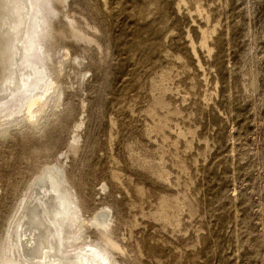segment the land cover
Instances as JSON below:
<instances>
[{"label": "rangeland", "instance_id": "374dc122", "mask_svg": "<svg viewBox=\"0 0 264 264\" xmlns=\"http://www.w3.org/2000/svg\"><path fill=\"white\" fill-rule=\"evenodd\" d=\"M67 10L92 36L63 52H89L84 89H63L70 125L84 116L64 166L81 162L71 182L86 213L112 207L117 257L264 264V0H68ZM11 148H0L11 161L0 206L28 167Z\"/></svg>", "mask_w": 264, "mask_h": 264}, {"label": "bare ground", "instance_id": "6f19581e", "mask_svg": "<svg viewBox=\"0 0 264 264\" xmlns=\"http://www.w3.org/2000/svg\"><path fill=\"white\" fill-rule=\"evenodd\" d=\"M67 9L68 0H0V148L10 146L11 156L28 161L10 204L0 206V249L7 236L2 250L9 256L4 264H126L116 255L124 249L112 207L80 214L74 185L62 187L67 151H76L84 125V116L70 125L74 101L64 102L63 89H84L89 53L85 46L74 55L63 52L70 48L67 39L78 44L92 36ZM85 105L82 99L83 113ZM67 134L68 149L53 157ZM20 137L30 144H19ZM34 152L41 154L37 163ZM80 163L67 170L70 181ZM82 226L89 229L79 237Z\"/></svg>", "mask_w": 264, "mask_h": 264}, {"label": "water", "instance_id": "95a60500", "mask_svg": "<svg viewBox=\"0 0 264 264\" xmlns=\"http://www.w3.org/2000/svg\"><path fill=\"white\" fill-rule=\"evenodd\" d=\"M62 94H61V99H62ZM62 108V107H61ZM65 108V107H64ZM63 108V109H64ZM62 109V110H63ZM24 122L21 123V125H23ZM78 149V148H77ZM68 153H70V156L67 158L68 159V163H71L73 160H74V155H75V152L73 151L72 152V149H68ZM64 170V173H63V182H62V187H72V182L67 178L66 176V167L63 169ZM2 189H4V187H2ZM75 190V191H74ZM73 193L75 194V200H76V206L79 210V213L81 214L82 212H86V208H85V205L83 204V197H82V194L80 192V189H79V186L78 185H74V189H73ZM0 202H1V198H0ZM88 226H82L80 228V233H79V237L82 236V234L84 235L87 230H88ZM78 237V238H79ZM6 238L7 236H5V240L2 241V248L4 249V247H6ZM2 248L0 249V264H4L7 260V258L9 256H7L5 253H4V250H2ZM118 255V254H117ZM119 256V255H118ZM120 257V256H119ZM126 264H133V262L128 258Z\"/></svg>", "mask_w": 264, "mask_h": 264}]
</instances>
